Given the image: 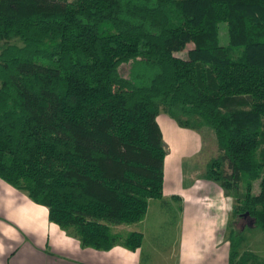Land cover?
<instances>
[{
	"label": "trees",
	"instance_id": "16d2710c",
	"mask_svg": "<svg viewBox=\"0 0 264 264\" xmlns=\"http://www.w3.org/2000/svg\"><path fill=\"white\" fill-rule=\"evenodd\" d=\"M10 36L20 45L0 48V179L48 221L83 247L137 248L139 232L112 227L161 198L162 111L213 132L205 177L242 184L234 213L264 231V0H0V43ZM228 241V264L255 259L238 252V230Z\"/></svg>",
	"mask_w": 264,
	"mask_h": 264
},
{
	"label": "crops",
	"instance_id": "0c3cea01",
	"mask_svg": "<svg viewBox=\"0 0 264 264\" xmlns=\"http://www.w3.org/2000/svg\"><path fill=\"white\" fill-rule=\"evenodd\" d=\"M165 115L161 119L173 127L172 118ZM161 138L169 147L163 158L161 198L148 200L140 221L114 226V231L121 234L139 232L142 240L137 248L114 245L108 250H95L81 246L71 233L48 221L45 206L0 179V264H228L229 232H220L219 216L203 215L204 206L197 197L185 194L181 159L174 157L181 152L180 145L164 140L162 133ZM166 166L171 181L165 178ZM154 200L169 208L176 205L172 225L178 236L176 245L167 244L162 227L151 243L145 242L143 229L136 227L145 219L149 201Z\"/></svg>",
	"mask_w": 264,
	"mask_h": 264
},
{
	"label": "rangeland",
	"instance_id": "374dc122",
	"mask_svg": "<svg viewBox=\"0 0 264 264\" xmlns=\"http://www.w3.org/2000/svg\"><path fill=\"white\" fill-rule=\"evenodd\" d=\"M199 30V27H193L184 24L179 32L192 33ZM219 43L223 44L226 41L225 25H218ZM7 41V42H6ZM6 43L20 45L19 40L2 39L0 48ZM192 47L191 43L186 45L183 51L175 53L177 56H183L184 51ZM166 116L160 111L155 120H157L163 139L177 142L180 145L181 152L174 156L180 160L181 186L185 189V194L197 197V202L204 206L202 208L203 215L208 213L212 218L219 216L220 232L226 235L229 230L236 229L240 232V242L237 247L239 253L249 252L255 256L254 260H250L249 264H264V231L252 227L247 220H238V215L234 213L235 208L239 204L243 195V185L239 184L236 191H224L217 182L209 180L205 177V166L209 159L218 155V150L213 132L207 127L189 128L180 127L173 120V127L166 125L161 118ZM171 128V129H170ZM177 128V129H176ZM165 153L169 152V147L162 140ZM183 157L181 158V156ZM167 167V166H166ZM168 174V175H167ZM171 172L168 167L165 170V178L171 181ZM257 186L254 182L253 192H256ZM177 210L176 205L164 206L154 201H149L148 211L145 219L141 223H137L136 227L143 229L145 233V242H153L158 228L162 227L165 230L168 240L167 244H177L178 236L173 230L174 213ZM177 226V225H176ZM114 231V226L112 227ZM166 243V241H165Z\"/></svg>",
	"mask_w": 264,
	"mask_h": 264
},
{
	"label": "water",
	"instance_id": "95a60500",
	"mask_svg": "<svg viewBox=\"0 0 264 264\" xmlns=\"http://www.w3.org/2000/svg\"><path fill=\"white\" fill-rule=\"evenodd\" d=\"M244 216L246 215V213L243 214Z\"/></svg>",
	"mask_w": 264,
	"mask_h": 264
}]
</instances>
